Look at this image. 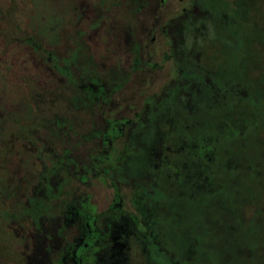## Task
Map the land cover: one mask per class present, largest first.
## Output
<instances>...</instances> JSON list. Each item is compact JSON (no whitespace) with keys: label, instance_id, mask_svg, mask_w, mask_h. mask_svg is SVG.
I'll use <instances>...</instances> for the list:
<instances>
[{"label":"rangeland","instance_id":"rangeland-1","mask_svg":"<svg viewBox=\"0 0 264 264\" xmlns=\"http://www.w3.org/2000/svg\"><path fill=\"white\" fill-rule=\"evenodd\" d=\"M135 1L0 0V264H23L37 247L34 203L46 208L42 227H59L64 203L78 207L87 191L98 209L118 196L125 212L96 221L111 230L89 264H161L157 250L149 261V232L168 264H264V0ZM156 17L158 64L146 74L135 41ZM164 21L179 76L196 83L172 90L162 111V87L177 74L176 58L162 60ZM119 73L127 83L110 108L133 115L114 139L110 180L82 181V165L100 157L90 134L99 123L88 121L91 99L74 104L92 77L111 86ZM118 96L139 100L117 111ZM140 208L156 230L132 227Z\"/></svg>","mask_w":264,"mask_h":264},{"label":"flooded vegetation","instance_id":"flooded-vegetation-1","mask_svg":"<svg viewBox=\"0 0 264 264\" xmlns=\"http://www.w3.org/2000/svg\"><path fill=\"white\" fill-rule=\"evenodd\" d=\"M165 1L167 0H159L158 5L162 6ZM133 3L136 4V1L133 0ZM159 19L161 21V18L158 17L151 21L149 35H147L143 44L140 42L142 41L140 39V41H135L138 47H140L142 50L141 56L137 54L136 60L142 59V55L144 52L147 53L146 59H142L141 62L138 61V66L141 65V67H143V70H145L146 74L147 70H153L155 64H158L155 63V55L157 53L153 51L154 44L152 43L155 40L154 38L156 37L155 32L158 31V23L160 22ZM165 21L161 23L160 38L161 41L162 39H164L163 41L166 42L170 47L168 51H165V53L162 52V60L165 61L171 57L176 58L175 70H177V74L176 76L170 78L169 81H167L162 87L163 97L159 100L161 101L160 103L162 105V108H159V110L162 111H164L165 107L169 108L171 103L167 102H172V100L176 96V94L171 95L166 99V96H168L172 90H184L190 84H193L194 82L196 83L195 80H186L182 79V77L179 76V74L181 75L183 70V67L180 66L179 62L183 63V57L179 56L175 37L169 36L168 33L166 34L165 27L167 23ZM187 64L188 66L186 67V69L192 70L191 67L193 66H191L189 63ZM134 65H136V63ZM52 68H56L55 64L52 65ZM133 72H136V70L133 69ZM119 74H123V76L121 77L120 75H118L119 78L111 86L105 84V79H103L105 81L103 82V80L101 81L100 78L91 80L93 78L92 77L87 83L82 85L81 90H83L85 94H83V97L80 98V103L74 104L76 108L84 110L86 108L85 99H91V107L93 108V111L94 109L96 110V113L93 114L94 117H92L91 119L88 120V117H86V119L91 122L98 121L99 125L94 126V130L90 134L92 135V137L101 138L100 144L98 145L97 149L98 153L100 154V157L96 159V165H93L92 167L91 164H87L86 166L82 165V181H88V179L92 180L93 177L96 178L95 176L98 177L96 179H101L104 183H107V181L110 180L108 179V171L110 170V165L108 163L109 160H112L117 151L113 143L114 139L121 135L124 126L126 125L127 121H129V117L133 115H123V113H121V115H119L118 113L117 115L115 109L110 108V105H114V103H112L113 99L117 98V95H119L118 93L121 89H125V87L123 86H125L127 83V81H125L124 73ZM122 80L124 82L120 83ZM71 84H76L74 77L68 78V82L65 85L69 86ZM147 97L149 98L150 94L147 95L145 98ZM118 100V109L116 110L123 111L126 107L133 108L139 98L135 96H130L128 99H126V101H121L118 96ZM149 110L151 112L149 113L148 118L151 119L156 113H152L153 109ZM134 113H136V111ZM135 115L136 114H134V116ZM55 119L61 120L62 118L59 119L58 117H56ZM80 121H84V119H81ZM136 125L137 124H135L134 129L136 128ZM28 127L29 128L26 131L33 130V125H29ZM135 169L136 170L130 172L134 173L133 176H136L135 174L140 173L137 172V168ZM43 181V185L45 186L44 188H47L49 186L48 180L45 178ZM83 196L84 202L81 201L78 207H74L68 205L67 203H64L66 204V212L62 215L63 218L61 225H59V227H52L50 229L42 227L43 224L40 223L39 219L41 217L40 213L44 214L43 211L46 210V208H44V206L41 205L39 202L34 203L35 205L32 206V210L37 213V216H34L32 218V222L35 224L36 229V236L34 238L39 243L37 247L34 246L32 251L27 255V258L23 262V264H26L27 259H33L34 263L32 264H89L90 260L92 262H97V256L93 254L95 253V250L100 249V247H102L101 249L104 248L106 239L108 238L111 230V226L110 223H106L104 226H102L99 223H96V221L101 220L103 223V218L107 217L110 213L115 216L116 219H119V216L125 212L122 211L120 206L115 207L116 202H118V204L120 202L118 196H112V198L108 200L106 206L100 209H98L96 204H94V202L90 199L88 191L84 192ZM46 197L48 198L49 195H47ZM142 199H144V197H142ZM40 207H42V211ZM140 211L142 212V214L139 217H137L131 212L129 213L132 227L136 229L138 227V224L140 223L146 226L149 230H156L155 225H153L152 222L149 220V216L144 217V210L140 208ZM147 239L149 241V245L147 246L149 252V261L153 262L154 260L151 257L152 253L150 249L160 251L165 256L166 253L162 248L159 247V244H157L155 241L154 232H149V236L147 237ZM56 241H58V244L56 246L57 250L54 251L52 247L53 243ZM161 262L163 264H167V260L165 258L164 260L161 259Z\"/></svg>","mask_w":264,"mask_h":264},{"label":"trees","instance_id":"trees-1","mask_svg":"<svg viewBox=\"0 0 264 264\" xmlns=\"http://www.w3.org/2000/svg\"><path fill=\"white\" fill-rule=\"evenodd\" d=\"M138 124L140 125L141 122H139ZM93 138H97V140H99L98 144H100V141H101V138H100V137H93ZM131 140H132V143H133L134 141H133L132 138H131ZM150 251H151V249H150ZM164 258L167 260V264H168V262H170V261H169V259H168L167 254H165Z\"/></svg>","mask_w":264,"mask_h":264}]
</instances>
